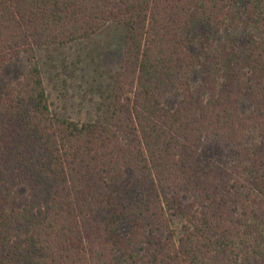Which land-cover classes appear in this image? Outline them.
I'll list each match as a JSON object with an SVG mask.
<instances>
[{
    "label": "trees",
    "instance_id": "trees-1",
    "mask_svg": "<svg viewBox=\"0 0 264 264\" xmlns=\"http://www.w3.org/2000/svg\"><path fill=\"white\" fill-rule=\"evenodd\" d=\"M108 22V120L52 113L36 48ZM20 56L0 91V264H264V0H0V72Z\"/></svg>",
    "mask_w": 264,
    "mask_h": 264
},
{
    "label": "rangeland",
    "instance_id": "rangeland-1",
    "mask_svg": "<svg viewBox=\"0 0 264 264\" xmlns=\"http://www.w3.org/2000/svg\"><path fill=\"white\" fill-rule=\"evenodd\" d=\"M200 31H197L198 39ZM223 34L220 36L222 37ZM124 28L121 24L108 22L92 36L66 44L39 46L36 60L41 69L50 111L75 121H107L110 114L115 76L123 51ZM30 63L24 56L9 62L0 72V91L27 70ZM198 70V68H197ZM201 79L198 70L192 86ZM174 102L177 96H169ZM209 150L213 156L228 155V146L219 138L212 137ZM125 175L126 184L131 181ZM27 198L21 189L10 199V205L19 207ZM176 232L180 221L173 219L169 224Z\"/></svg>",
    "mask_w": 264,
    "mask_h": 264
}]
</instances>
